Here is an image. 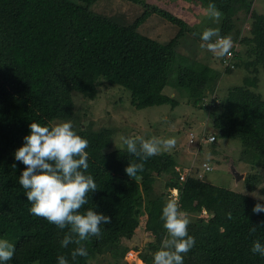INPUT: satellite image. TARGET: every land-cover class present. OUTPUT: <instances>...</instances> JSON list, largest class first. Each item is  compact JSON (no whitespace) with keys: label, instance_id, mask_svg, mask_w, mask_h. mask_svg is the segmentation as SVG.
<instances>
[{"label":"trees","instance_id":"obj_1","mask_svg":"<svg viewBox=\"0 0 264 264\" xmlns=\"http://www.w3.org/2000/svg\"><path fill=\"white\" fill-rule=\"evenodd\" d=\"M96 1L0 0V237L16 248L8 264H56L58 255L66 256L69 264H100L103 256L106 264H129L125 259L129 250H139L140 259L152 264V255L165 234L161 208L174 187L179 189L180 209L192 221L189 234L195 238L184 264H264V258L250 252L254 239L264 240V213L252 212L254 204L264 200L205 183L197 175L180 182L174 171L178 161L167 154L147 159L139 178H130L124 169L136 157L111 149L113 132L108 128H74L88 140V172L97 183L81 211L93 206L111 218L110 224L101 225L99 238L92 236L82 242L88 255L72 261L70 252L76 245H59L67 229L60 230L29 213L25 190L18 183L26 166L15 161L14 151L22 145L31 122L46 125L70 118L71 93L95 96L96 81L101 77L127 88L136 108L165 103L176 107L180 102L169 92H184L187 103L212 112V126L223 137H238L264 153V97L253 88L260 68L264 70V14L254 8V0H211L223 16L220 35L235 33L241 45L231 48L233 67L224 66L220 57L224 73L243 65L252 74L219 99L214 97L219 91V72L205 61H177V56L184 57L178 51L186 32L180 19L167 13L180 29L161 43L141 34L138 27L152 12L165 14L162 9L147 5V11L135 21L122 24L94 13L91 5ZM241 13H249L252 21L245 35L237 26L238 20L243 23ZM165 173L176 178L156 192L157 178ZM251 176L255 175L248 178ZM203 207L206 214L201 213ZM252 226L257 230L250 234ZM140 242L144 243L142 249ZM107 248H113L112 256L104 255Z\"/></svg>","mask_w":264,"mask_h":264},{"label":"rangeland","instance_id":"obj_2","mask_svg":"<svg viewBox=\"0 0 264 264\" xmlns=\"http://www.w3.org/2000/svg\"><path fill=\"white\" fill-rule=\"evenodd\" d=\"M147 5H153L165 11L150 13L142 24L138 27L141 34L147 35L161 43L171 40L179 31L180 25L166 17L171 13L175 18L180 19L186 27V32L182 37L177 61L197 60L205 61L221 74L218 85L219 91L214 97L220 98L226 90L232 86L243 83V78L252 74L240 65L232 73L225 74L220 57L214 56L211 52L201 47L199 34L208 27L220 29L223 27L222 19L217 24L212 19L206 17L203 9L208 5L201 0H97L91 5L94 13L101 14L122 24H130L147 11ZM254 8L264 14V0H254ZM165 15V16H164ZM243 18L237 21V26H241L242 34H246L252 23L250 14H240ZM232 34V33H231ZM228 34L233 45L237 49L239 36ZM257 86L253 87L257 93L264 97V70L260 68ZM176 71L174 70L171 78ZM247 73V74H246ZM95 96H87L79 91H73L72 96V116L68 119H56L53 124L70 120L76 130L99 131L108 128L113 132V144L111 149H118V138L120 135L175 138L176 144L173 149L160 154H167L175 158L177 164L187 166L191 176L203 174L202 180L205 183H213L219 186L228 187L236 192L244 193L255 198L264 196V153L246 146L238 137H223L212 126V112L205 107L195 106L187 103L184 92L171 91L172 96L177 97L180 104L172 107L169 104L152 105L145 108H136L132 104L131 92L117 84H110L104 78L96 81ZM168 88V87H167ZM170 89H173L169 87ZM211 119V120H210ZM191 133L195 135L194 141H190ZM215 135L214 141H208L198 145L200 135ZM208 162L211 170L201 172V166ZM250 175L251 176L248 178ZM196 176V177H197ZM170 179H174L173 174L165 173L158 177L155 190L161 192L164 184ZM256 188L251 190V186ZM168 199L175 198L179 201L180 196H174L168 190ZM206 214L205 212H201ZM200 214V215H202ZM140 233L143 234L144 225ZM145 235V233H144ZM140 248L144 243H139ZM139 250H129L126 254V261L129 264H146L140 259ZM104 255H113V248H107ZM106 256L101 258L100 264H106Z\"/></svg>","mask_w":264,"mask_h":264},{"label":"clouds","instance_id":"obj_3","mask_svg":"<svg viewBox=\"0 0 264 264\" xmlns=\"http://www.w3.org/2000/svg\"><path fill=\"white\" fill-rule=\"evenodd\" d=\"M203 13L217 24L222 17L221 11L211 0ZM199 38L201 47L216 57L224 58L234 46L231 37L221 36L218 28H205ZM29 129V133L23 137L22 145L13 153L15 161L26 166L18 177V183L25 190L24 195L30 205L28 211L60 230L67 229L59 245L61 248L76 245L70 252L72 261L77 257H86L88 252L82 242L92 236L99 238L102 234L101 225L111 223L108 215L95 211L93 206L81 211L89 202V194L97 190V183L88 172V140L74 131L70 120L46 125L31 122ZM200 137L198 145L202 143ZM194 139L195 135L191 133L190 141ZM118 142V149L136 157L135 161L128 162L124 171L128 177L137 179L144 170V161L161 152L170 151L176 144L175 138L171 137L145 138L139 135H120ZM177 168L185 170L188 167L176 164V177L179 175ZM201 169L204 173L203 164ZM189 176L187 174V178ZM173 189L178 188H171L170 192ZM258 199L264 200V196ZM202 212L207 213L204 207ZM252 212L264 213V203H255ZM227 215L231 218V213ZM160 220L165 234L159 249L152 255V264H184L185 254L195 245V238L188 231L192 222L189 214L180 209L177 199L169 198L162 205ZM256 230L257 227L252 226L249 232L255 233ZM15 252V245L0 237V264H8ZM250 252L264 258V240L254 239ZM56 264H69V260L64 255H58Z\"/></svg>","mask_w":264,"mask_h":264},{"label":"built area","instance_id":"obj_4","mask_svg":"<svg viewBox=\"0 0 264 264\" xmlns=\"http://www.w3.org/2000/svg\"><path fill=\"white\" fill-rule=\"evenodd\" d=\"M234 54H235L234 51L232 49H230V54H227V55L224 56V58H223V64L225 66L231 65L233 67L231 58L234 56ZM214 140H215V135H213V134L212 135H207V136L204 135V134H202V136L200 137V142H202V143L208 142V141H214ZM203 168L206 171L211 170V167H210L209 163H203ZM177 170H179L178 171V173H179V175H178L179 180L180 181L186 180L187 174H189L188 172H189L190 169L186 168L185 170H181V169L177 168ZM171 193L174 196L179 195L178 189L171 190Z\"/></svg>","mask_w":264,"mask_h":264},{"label":"crops","instance_id":"obj_5","mask_svg":"<svg viewBox=\"0 0 264 264\" xmlns=\"http://www.w3.org/2000/svg\"><path fill=\"white\" fill-rule=\"evenodd\" d=\"M182 166H185V165L182 164Z\"/></svg>","mask_w":264,"mask_h":264}]
</instances>
